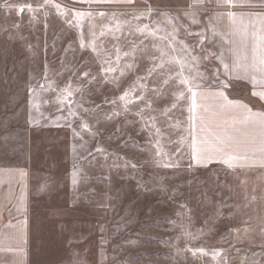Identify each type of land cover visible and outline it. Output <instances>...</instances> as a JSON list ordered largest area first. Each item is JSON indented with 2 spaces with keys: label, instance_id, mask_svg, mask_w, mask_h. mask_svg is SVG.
I'll list each match as a JSON object with an SVG mask.
<instances>
[{
  "label": "rangeland",
  "instance_id": "374dc122",
  "mask_svg": "<svg viewBox=\"0 0 264 264\" xmlns=\"http://www.w3.org/2000/svg\"><path fill=\"white\" fill-rule=\"evenodd\" d=\"M54 2L91 16H62L39 7L44 0H0V169L12 171L16 212L29 219V264H264V169L198 165L178 65L149 73L160 63L154 44L181 58L186 44L200 62L185 75L198 68L200 88L227 81L241 89L217 57L228 62L233 46L228 12L255 20L250 0ZM146 24L161 31L138 30ZM174 26L175 52L158 39ZM109 65L116 70L105 75ZM69 84L81 90L71 116L56 101ZM129 89L125 110L119 97Z\"/></svg>",
  "mask_w": 264,
  "mask_h": 264
},
{
  "label": "snow or ice",
  "instance_id": "6c2138e0",
  "mask_svg": "<svg viewBox=\"0 0 264 264\" xmlns=\"http://www.w3.org/2000/svg\"><path fill=\"white\" fill-rule=\"evenodd\" d=\"M83 3H133L134 0H82ZM203 0H194V4H202ZM218 3L226 4L232 7H236V0H218ZM7 7L8 5H3ZM51 6L54 7L58 13L62 16H68L69 14L74 15L78 20L85 16H91V12L75 11L70 13L69 10L62 8L60 4L54 2V0H44V4L39 7ZM28 11L33 10V6L28 4ZM25 7H19L18 13L25 12ZM152 9L149 7L147 13L141 15L151 14ZM101 16L103 12L99 13ZM139 19L140 17H135ZM227 18L230 21V31L233 40L229 41L233 46L229 49L230 57L229 61L225 62L224 56L221 53L217 58L223 67L224 74L231 78L244 79L250 82L253 89L260 88L264 89V15H259L255 20H248L245 22L244 18L238 17L236 12L231 11L227 13ZM196 23V20L192 21ZM18 26V25H17ZM111 30V29H109ZM117 30L119 26L117 25ZM142 33L147 32L148 35L157 36V33L161 29H150L149 25H144L143 29H138ZM177 31L175 26L173 27L172 33L166 36H159L158 39L161 41H167L168 47L172 48L175 52L173 43L175 41L174 33ZM104 33L102 32L101 35ZM213 34L215 35V28H213ZM202 37L201 43H203V33H198ZM95 36V33H93ZM183 44V42H181ZM81 46H84L83 39L81 40ZM153 47L159 52L158 59L159 64H154L149 73L156 68H163L165 63L178 65L179 70L175 72V76L179 79V84L186 86L187 91L191 94L192 104L189 111L195 113L197 108V97L199 96L202 100L208 101L209 99L221 101L218 105L210 107L204 103L200 105L202 114L197 117L195 114L190 117L195 125L197 119H199V134L194 135L190 141V146L193 152V159L196 163L203 167H209L214 163H224L229 168H245L259 165L264 168V112H254L247 104L238 103L230 100L226 95L225 91L220 90L216 92H204L197 91L201 85L196 82L198 79H203L202 74L198 68L195 70V75H185V69L192 70L190 64L192 62L195 65L199 64L198 57L192 55L188 45H183L181 51L186 55L185 58L169 55L165 48L159 44H154ZM92 51H96L95 44H92ZM119 53V49H117ZM128 55L127 52L124 53ZM216 56V54H212ZM187 58H190L187 59ZM120 56L117 55L116 60L119 61ZM131 67V65L129 66ZM116 69L109 66L103 67L101 71L107 75L108 73L114 72ZM85 78H89V73L83 74ZM220 75V69H215V76L218 78ZM172 78L171 76L169 77ZM94 79V77H93ZM139 79H144L139 78ZM165 84L168 80L164 81ZM223 88H227L230 85L227 81H221ZM44 88L43 85H40ZM143 88V85H140ZM53 90L54 89H47ZM35 95V89H31ZM81 91L79 88L73 89L71 85L65 86L60 90L56 97L58 104H62L68 108L69 115H77L73 111V107L79 104L78 101L73 99L74 93ZM132 89L125 91L119 99L124 102L125 110L127 105L133 103ZM252 95L258 96L261 100H264V90L253 91ZM183 96V92L180 93ZM136 99H142V96ZM115 103V101H112ZM37 106L34 103V107ZM82 107V105H79ZM175 107V105H173ZM231 114L229 115V111ZM84 111H88L84 109ZM210 113V115H209ZM237 124L243 125V127H235ZM229 125H232V130L229 131ZM87 127V125H85ZM100 149H98L99 151ZM165 167H177L175 163L165 164ZM134 167V165H133ZM75 183V180H74ZM255 197H253L254 199ZM203 252V249L200 250Z\"/></svg>",
  "mask_w": 264,
  "mask_h": 264
},
{
  "label": "crops",
  "instance_id": "0c3cea01",
  "mask_svg": "<svg viewBox=\"0 0 264 264\" xmlns=\"http://www.w3.org/2000/svg\"><path fill=\"white\" fill-rule=\"evenodd\" d=\"M73 1L83 3L82 0ZM259 1L261 0H250L251 6L249 12L256 17L264 15V6H258ZM115 4L122 5L127 3H91L90 5L107 6ZM235 80L237 81V85L241 88L238 89V87H236V89H238L236 91H230L229 88H223L220 82L218 85H213V87L208 86L205 88H199L197 91L216 92L223 90L230 100L247 104L254 112H264V100H261L258 96L252 95L254 90L262 91L264 89H253L250 82L244 79L235 78ZM201 103H206L210 107H213L221 103V101L212 99L204 101L198 96L197 108L194 113L197 117L202 114L200 108ZM228 114H231V110ZM228 127L229 131H231L232 125H229ZM235 127L240 128L243 127V125L237 124ZM198 134L199 119H197L194 125V135ZM245 168L264 169L259 165ZM18 196L17 180L16 178H12V171L10 169H0V264H29L31 243V234L28 232L29 219L27 215L19 216L16 212L18 207Z\"/></svg>",
  "mask_w": 264,
  "mask_h": 264
}]
</instances>
